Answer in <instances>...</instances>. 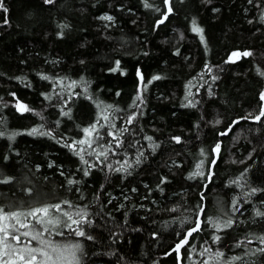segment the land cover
Segmentation results:
<instances>
[{
	"label": "trees",
	"instance_id": "obj_1",
	"mask_svg": "<svg viewBox=\"0 0 264 264\" xmlns=\"http://www.w3.org/2000/svg\"><path fill=\"white\" fill-rule=\"evenodd\" d=\"M0 3V209L80 264H264V0Z\"/></svg>",
	"mask_w": 264,
	"mask_h": 264
},
{
	"label": "snow or ice",
	"instance_id": "obj_2",
	"mask_svg": "<svg viewBox=\"0 0 264 264\" xmlns=\"http://www.w3.org/2000/svg\"><path fill=\"white\" fill-rule=\"evenodd\" d=\"M53 0H45V3H52ZM167 2V0H166ZM0 7H3L2 3H0ZM6 11V9H5ZM169 12H171V8L168 9ZM103 19L106 20H111L112 17L110 16H105L102 17ZM163 22V21H161ZM194 32L201 34V40H203V29L196 26L195 22H193V29ZM244 56H248L251 55V53L249 52H244L243 53ZM233 57H239L240 53H233L232 54ZM119 69V62H117V66L116 68L112 69V71H117ZM142 79V77H141ZM153 79H160V77H153ZM139 98V97H138ZM260 99L262 101H264V93L261 94ZM17 109L19 111H28L29 109L27 108V106L23 105V104H18L17 105ZM261 117H264V108H262V110L260 111L259 115H257L255 117V119L257 121H259L261 119ZM105 120L108 119L107 116L104 117ZM131 122V121H129ZM85 133L87 135H91L92 132L95 131V125H93L91 128H87L84 129ZM38 130L37 129H32V132L29 133L31 134H35L37 133ZM43 134V133H41ZM149 139H151L149 137ZM179 138H177L178 140ZM80 144H88L89 147H91V142L88 140H81L79 141ZM219 149V145H217V150ZM104 153H101V155H103ZM7 182V181H4ZM255 191V190H254ZM53 208H55L56 210H60V205H53L51 206ZM49 213H50V207L45 206V207H37L32 209L31 211H29L26 215L35 218L36 223L39 225H43L45 222L52 224L54 223L51 219H47L46 218L49 217ZM65 216H68V219L72 221L73 224H77L79 225L80 223H82L81 220H75L73 219L67 212L63 213ZM23 215L22 213L19 212H13V213H4L3 209H0V233L3 234L2 238H0V264H48V261L52 260V257L49 256V254L44 251L43 248H21L18 251L17 250H13V251H8L7 249L9 248V245L7 243L8 239L11 238L14 241H17L18 243L20 242V236L19 235H12L9 230H8V225L5 223V221H9V220H16L17 223L20 224V227L22 228H27L29 227L28 224L26 223H22L19 220V217ZM257 215H264V213L261 212H257ZM231 221L228 222L227 226H230ZM70 226V225H69ZM45 231H47V229H44ZM199 230V225H197L196 227L192 228L189 232H188V236H191L193 232L198 231ZM30 233L29 232H24L22 233L23 236H28ZM78 236H84L85 233L83 231H76L75 233ZM40 236L41 233L39 231L36 232L35 235L32 236V239L34 240H40ZM262 240H264V238H262ZM41 243H44L43 241H40ZM184 243H187V240L185 239L181 244L177 245V250H179L180 247L183 246ZM77 248L79 247V245L76 246ZM261 251H264V249H261ZM39 253L40 256L45 257L46 259L43 261L38 262L37 261V256L35 255V253ZM218 255H222L220 253H218ZM5 257H7V259H5ZM234 259H239V258H234ZM53 264H55V261H53Z\"/></svg>",
	"mask_w": 264,
	"mask_h": 264
},
{
	"label": "rangeland",
	"instance_id": "obj_3",
	"mask_svg": "<svg viewBox=\"0 0 264 264\" xmlns=\"http://www.w3.org/2000/svg\"><path fill=\"white\" fill-rule=\"evenodd\" d=\"M243 54V53H242ZM264 93V92H263ZM139 95H141V92L139 90ZM45 207V206H43ZM37 208V207H34ZM33 206H29V207H8V208H2L4 210V213H13V212H19L22 213L23 215H21L19 217V220L22 223H26L29 224L31 222L35 221V218L27 216L26 214L31 211L32 209H34ZM55 214L51 212L49 213V217L47 218H54ZM46 218V221H47ZM5 223L8 225V230L9 232L12 231V229L16 230V235L18 233V231L22 234L23 232H29L30 234L27 237L32 238L33 235L36 234V231L34 232L32 228H22L20 227V224L16 222V220H9V221H5ZM30 225V224H29ZM19 226V227H18ZM200 226V225H199ZM17 228V229H16ZM76 229L72 230V233H76ZM39 232L41 233L40 236V240H35L32 243L26 242L24 244H22L24 247H20L17 245V241L16 244H14V246H11L8 251H13V250H19L21 248H43L44 251H46L49 256L52 257V260L48 261V264H53V261H55V264H80L79 262V256H78V248L75 246H70L68 244H65L64 242H62V240H60V238H58L57 236L52 239L51 241L48 240L47 235L44 236L43 235V231L39 230ZM73 234V235H74ZM3 235L2 233H0V238H2ZM76 235V234H75ZM77 236V235H76ZM63 238V237H61ZM40 241H43L44 243H41ZM31 242V241H30ZM37 242V243H36ZM35 255L37 256V261H43L46 258L40 256V254L37 252L35 253ZM5 259H7L5 257Z\"/></svg>",
	"mask_w": 264,
	"mask_h": 264
},
{
	"label": "water",
	"instance_id": "obj_4",
	"mask_svg": "<svg viewBox=\"0 0 264 264\" xmlns=\"http://www.w3.org/2000/svg\"><path fill=\"white\" fill-rule=\"evenodd\" d=\"M171 2L172 0H167L166 2L167 9L171 8ZM263 108H264V101H263Z\"/></svg>",
	"mask_w": 264,
	"mask_h": 264
},
{
	"label": "flooded vegetation",
	"instance_id": "obj_5",
	"mask_svg": "<svg viewBox=\"0 0 264 264\" xmlns=\"http://www.w3.org/2000/svg\"><path fill=\"white\" fill-rule=\"evenodd\" d=\"M237 53H241L240 51H238Z\"/></svg>",
	"mask_w": 264,
	"mask_h": 264
}]
</instances>
